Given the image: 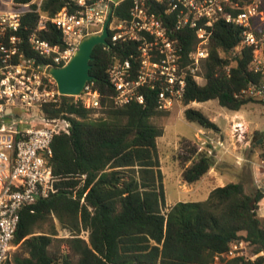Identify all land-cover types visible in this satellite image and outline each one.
<instances>
[{
    "label": "trees",
    "instance_id": "16d2710c",
    "mask_svg": "<svg viewBox=\"0 0 264 264\" xmlns=\"http://www.w3.org/2000/svg\"><path fill=\"white\" fill-rule=\"evenodd\" d=\"M14 1L25 4L31 0ZM232 1L243 7L253 0ZM69 2L45 0L42 13L53 17L63 8L73 11ZM131 8L132 2L125 1L115 8V16L127 19ZM38 18L35 12L24 15L20 35L27 39L34 33ZM184 34L182 45L188 59L197 37L193 30ZM242 34L243 28L234 24L223 20L215 24L209 57L201 68L205 84L188 75L182 105L216 100L221 107L238 112L259 102L247 93L264 83V73L251 69L253 48L243 47L234 54ZM39 36L65 48L61 32L51 23ZM109 42V47L95 48L91 62L90 83L101 93L100 110L86 109L67 97L42 108L46 119L66 120L70 127L68 133L55 136L52 144L49 166L58 179L57 192L21 212L13 240L21 254L14 256V264H73L69 254L51 252L56 240L68 245L78 257L76 264H264V219L258 214L263 187L252 188L244 180L230 182L212 190L206 201L179 202L162 214L166 195L158 139L164 130L152 119L170 112L159 110L156 94L149 91L144 105L114 104L109 69L117 60L133 61L130 57L137 46ZM24 49L27 56L35 55L26 40ZM184 115L203 129L219 131L201 110L189 107ZM258 135L264 143L263 133ZM178 160L182 179L188 184L200 181L214 165L208 152L187 139L182 141ZM54 218L70 231L69 238L57 239L53 223L45 231ZM82 231L89 233L88 241L80 237ZM240 244L251 246L256 258L231 256Z\"/></svg>",
    "mask_w": 264,
    "mask_h": 264
},
{
    "label": "built area",
    "instance_id": "2783aa9c",
    "mask_svg": "<svg viewBox=\"0 0 264 264\" xmlns=\"http://www.w3.org/2000/svg\"><path fill=\"white\" fill-rule=\"evenodd\" d=\"M44 1L19 4L14 0H0V264L9 260L22 210L57 192L58 179L49 166L52 144L55 136L68 133L70 123L46 119L43 106L57 104L62 97H67L86 109L98 111L102 107L101 93L93 83L88 82L78 96H65L59 92L50 70L66 66L84 39L102 33L111 7L115 10L125 1L132 2L127 19L116 17L113 10L105 47L110 46L109 41L113 45L137 46L136 53L130 57L134 65L132 60H117L109 69L116 106L144 105L148 91L156 94L159 110L170 112L180 106L187 77L192 75L197 79L203 62L209 57L215 24L221 20L243 28V40L237 49L252 47L251 69L264 73L261 0H253L243 7L232 0H70L68 4L73 11L63 8L53 17L42 13ZM235 10L239 12L234 14ZM30 12L39 18L36 31L25 39L20 35L21 22ZM49 23L61 32L63 50L40 38L39 33ZM188 30H193L197 38L186 59L182 39ZM25 40L35 54L33 57L26 54ZM41 58L51 61L43 63ZM247 93L264 98V83L251 87ZM34 110L42 122L31 127L21 119L20 112ZM240 128L236 132L241 137ZM230 255L242 253L236 247Z\"/></svg>",
    "mask_w": 264,
    "mask_h": 264
},
{
    "label": "rangeland",
    "instance_id": "374dc122",
    "mask_svg": "<svg viewBox=\"0 0 264 264\" xmlns=\"http://www.w3.org/2000/svg\"><path fill=\"white\" fill-rule=\"evenodd\" d=\"M261 1L264 10V0ZM239 51L236 49L234 54ZM202 73L203 70L199 71L196 79L200 85L205 84ZM254 98L259 102L250 103L238 112L229 111L221 107L218 101L211 100L192 103L189 106L177 105L168 115L152 119L153 124L164 130L163 136L158 139L160 170L166 195L162 214L166 215L170 208L179 202L206 201L212 190L230 182L244 180L252 188H264V143L258 141L260 137L258 133H263L264 138V98ZM189 107L201 110L218 125L219 131L206 130L197 123L187 121L184 113ZM98 116L99 114L94 115V117ZM20 117L30 123L31 127L42 122L35 110L32 113L20 112ZM237 127H241L243 136L240 137L236 132ZM185 139L196 143L200 151L208 152L214 163L208 174L193 184L183 181V168L178 160L182 141ZM261 204L258 214L264 219V200ZM52 223L58 232L57 239L71 236L70 231L62 228L55 218L45 226V231ZM80 237L88 241L89 233L82 231ZM238 249L243 255L256 258L251 246L238 245ZM51 252L59 255L69 254L73 264L78 261V257L71 253L68 245L61 240L54 242ZM17 254H21L19 246L13 247L9 264H14V256Z\"/></svg>",
    "mask_w": 264,
    "mask_h": 264
},
{
    "label": "water",
    "instance_id": "95a60500",
    "mask_svg": "<svg viewBox=\"0 0 264 264\" xmlns=\"http://www.w3.org/2000/svg\"><path fill=\"white\" fill-rule=\"evenodd\" d=\"M117 2L118 0H113ZM114 8H110V13L106 23L103 26L101 34L91 35L84 39L72 57L71 61L64 67L52 68L51 75L57 83V88L62 95L78 96L93 77L92 70L93 52L99 45L107 46L109 37V23Z\"/></svg>",
    "mask_w": 264,
    "mask_h": 264
},
{
    "label": "crops",
    "instance_id": "0c3cea01",
    "mask_svg": "<svg viewBox=\"0 0 264 264\" xmlns=\"http://www.w3.org/2000/svg\"><path fill=\"white\" fill-rule=\"evenodd\" d=\"M262 205V204H261ZM262 218V217H261Z\"/></svg>",
    "mask_w": 264,
    "mask_h": 264
}]
</instances>
